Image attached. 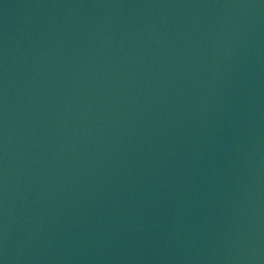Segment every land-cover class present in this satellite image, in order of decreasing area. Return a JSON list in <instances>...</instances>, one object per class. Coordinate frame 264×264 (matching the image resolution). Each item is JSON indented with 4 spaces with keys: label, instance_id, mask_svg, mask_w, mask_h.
Returning a JSON list of instances; mask_svg holds the SVG:
<instances>
[{
    "label": "water",
    "instance_id": "obj_1",
    "mask_svg": "<svg viewBox=\"0 0 264 264\" xmlns=\"http://www.w3.org/2000/svg\"><path fill=\"white\" fill-rule=\"evenodd\" d=\"M0 264H264V0H0Z\"/></svg>",
    "mask_w": 264,
    "mask_h": 264
}]
</instances>
